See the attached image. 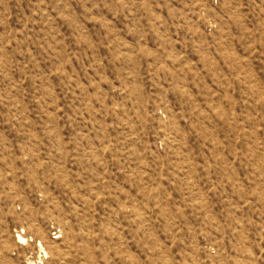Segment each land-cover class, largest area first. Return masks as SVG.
Instances as JSON below:
<instances>
[{"label":"rangeland","instance_id":"obj_1","mask_svg":"<svg viewBox=\"0 0 264 264\" xmlns=\"http://www.w3.org/2000/svg\"><path fill=\"white\" fill-rule=\"evenodd\" d=\"M0 264H264V0H0Z\"/></svg>","mask_w":264,"mask_h":264}]
</instances>
